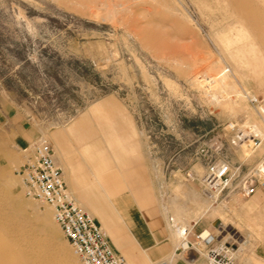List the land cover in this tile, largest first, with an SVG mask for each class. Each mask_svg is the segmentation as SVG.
Returning <instances> with one entry per match:
<instances>
[{
  "label": "rangeland",
  "instance_id": "1",
  "mask_svg": "<svg viewBox=\"0 0 264 264\" xmlns=\"http://www.w3.org/2000/svg\"><path fill=\"white\" fill-rule=\"evenodd\" d=\"M242 1L264 7L263 0ZM234 5L236 0H0V200L31 224L41 226L38 213L53 221L49 207L24 196L16 170L24 161L20 141L39 137L49 142L59 166L51 134L62 131L65 153L78 169L74 175L89 186L69 183L60 168L66 187L100 226L110 227L105 231L113 246L126 250L123 255L114 246L127 264H166L125 222L170 221L174 198L187 211L191 233L208 229L233 251L241 248L235 264L251 255L264 264V189L249 198L228 191L210 200L201 186L209 162L241 163L245 172L264 161V139L250 155L230 143L232 122L264 134V111L248 103L256 97L264 104V36L235 16ZM220 72L233 91L215 92L212 99V85L204 81ZM99 102L113 109L107 124L116 118L118 135L102 132L95 120L68 134L73 120ZM101 148L113 192L95 189L90 175L84 150ZM76 192L97 196L101 206L92 197L81 203ZM91 205L105 219L99 222ZM199 208L204 211L194 218Z\"/></svg>",
  "mask_w": 264,
  "mask_h": 264
},
{
  "label": "built area",
  "instance_id": "2",
  "mask_svg": "<svg viewBox=\"0 0 264 264\" xmlns=\"http://www.w3.org/2000/svg\"><path fill=\"white\" fill-rule=\"evenodd\" d=\"M208 82V78L204 81ZM248 103L261 114L262 104L256 97H248ZM232 133L230 143L240 147L247 155L254 153L264 138L252 126L243 127L237 122L228 125ZM24 161L16 170L25 197L49 206L53 219L67 240L80 264H127L94 217L83 210L66 187L62 170L56 164L54 152L45 138L39 137L21 149ZM241 163L231 165L226 160L209 162L201 177L203 194L216 199L223 192L236 191L249 198L264 189V161L260 160L245 172ZM191 230L186 231L189 239ZM186 247L176 252L191 253L189 264H235L233 249L227 242L202 229L191 233ZM202 260V261H200Z\"/></svg>",
  "mask_w": 264,
  "mask_h": 264
},
{
  "label": "bare ground",
  "instance_id": "3",
  "mask_svg": "<svg viewBox=\"0 0 264 264\" xmlns=\"http://www.w3.org/2000/svg\"><path fill=\"white\" fill-rule=\"evenodd\" d=\"M234 8L236 14L235 16L238 19L239 18L244 19L245 22L249 23L248 26L249 29L256 31L260 37L264 36L262 35V29L264 30V7H260V6L251 7L247 5V2H244L242 0H236V5H234ZM243 29L244 30L241 29L240 32L241 34L240 39H243L244 35H246L245 32L246 30L245 28ZM208 79L209 80L207 84L212 85V86L209 85L210 88L212 89L211 92L212 99H216L217 97L214 94L215 92L226 93L228 90L230 93V90H232V87L228 85L229 83L225 81L224 73L221 72L216 73L212 77H208ZM198 83L200 82L198 81ZM203 83L204 82H202V84ZM254 131L257 134H259L261 138H264V134L261 133L259 130L254 128ZM113 184H112V180L108 179L105 183L106 185L105 188L113 192L115 190ZM179 195L181 196V194ZM181 198L183 197L181 196ZM95 199H96V204L98 202L99 205L100 201L98 197ZM80 202L87 205L86 201L84 200L82 201V199ZM136 202L141 206V202L140 200H138L137 197H136ZM78 205L88 214L90 213L89 215L92 214L90 211H88L85 207H83L79 203ZM89 208L92 210L95 217L99 219V222L102 220V218L105 219L104 215L99 212L98 208L94 207L93 205L89 206ZM13 209L14 207L11 206L9 203H7L5 200L2 199L0 200V264H76L77 257L74 255L72 249L69 247L67 240L60 238L61 236L59 231L60 229L58 230L59 227L55 223L54 219L52 221L49 218V216H47L46 214L38 213L36 218L38 221L41 222V226L40 225L37 226L20 218L18 213ZM49 209L51 210L50 207ZM170 210L172 212V217L170 221L165 220V223L163 224L161 223L159 224L157 220L147 223L142 217L132 220L129 219L126 222L127 230L133 233V235L143 234L144 236H146V239L144 240V245L147 248L149 247V249L152 248L151 249L152 253L160 250L161 241L158 239L157 235L164 234V238H167V240H169L170 244L172 245V249L168 253V255H166L164 258L161 259V261L165 262L166 264H173V258L175 255H177L176 249L179 246L186 247V242L188 241L187 239L188 236H186V231H188L185 222L186 218H184V214L187 211H184L183 208L176 203V198L171 200ZM198 210L200 211L194 213V218H197L204 211L203 208L202 209L199 208ZM101 225H102L101 228L108 236L105 230H109L110 232L111 231L110 227L105 223H102V221H101ZM155 229L157 230L159 229L158 230L159 234L158 232L154 231ZM205 232H208V230H205ZM220 242L223 243L226 241H223L221 239ZM114 244L117 248H119L121 253L124 255L126 250L121 249L120 245L117 242H114ZM240 251L241 248L233 252V257L235 262H236V258L238 257V253ZM147 260L149 264H153V262H151L149 259ZM244 262L245 264H263V260L257 259L253 255L244 259Z\"/></svg>",
  "mask_w": 264,
  "mask_h": 264
},
{
  "label": "crops",
  "instance_id": "4",
  "mask_svg": "<svg viewBox=\"0 0 264 264\" xmlns=\"http://www.w3.org/2000/svg\"><path fill=\"white\" fill-rule=\"evenodd\" d=\"M90 110V111H89ZM89 110L86 111V113H83L81 115H79L75 120H73V122L70 124V126L67 128L68 130V134H73L75 133L77 130H79L81 127H83L84 125H86L87 123H89L90 120H95L99 126L102 132L107 133L110 137H116V135H118V127H117V120L116 118H113V120H110V124H107V115L111 118L112 116V112L113 109L109 108L107 106L106 103H95ZM114 122V123H113ZM116 122V124H115ZM52 139L55 142V146H54V150H55V155L57 156V160L59 162V166L60 168L63 170V172L66 173L67 178H69V183L75 184L77 186H79L80 189H87L89 188V186L87 185V183L85 181H83V179L80 176H75L74 173L77 171L78 169L75 167L74 163L72 162V159L70 158V156L68 154L65 153L64 150V139H65V133H63L62 131H55L51 134ZM26 139H22L20 141L22 148L26 146ZM134 146L131 148V151H134ZM85 155H87V159H88V166H90L89 168L90 170V175L94 176V180H95V185L94 188H98L99 190H106V181L109 179L111 180V173H106L105 169H107L110 164H109V160L107 155L105 154L104 150L101 148L97 151V153L93 152L90 153L87 149L84 150ZM115 159V158H114ZM116 160V159H115ZM77 169V170H76ZM96 176H98L96 178ZM77 193V192H76ZM77 198H79V200L82 201L86 198H97V196H83L82 194H76ZM253 196V195H252ZM251 197V196H250ZM95 203H96V199H95ZM100 204L101 201H100ZM128 220H126L127 222ZM125 222V224H126ZM202 229H199L198 231H200ZM208 230V229H205ZM196 231V232H198ZM209 231V230H208ZM159 234V232H158ZM158 239L161 241L160 244V250L155 251L154 253L151 252V250H149V253L151 255H159V257L164 256L165 254L169 253L172 249V245L170 244L169 240H167V238H164V234L163 235H157ZM188 239V237H187ZM189 240V239H188ZM115 246V245H114ZM113 246V247H114ZM116 247V246H115ZM114 247V248H115ZM117 250H119L116 247ZM177 255H179V257L173 262V264H189V261L191 259L192 254L191 253H180V252H176ZM161 260V259H160ZM202 261V260H200Z\"/></svg>",
  "mask_w": 264,
  "mask_h": 264
}]
</instances>
